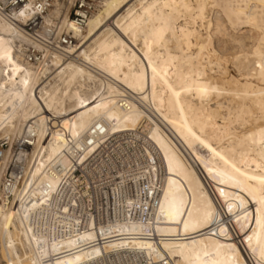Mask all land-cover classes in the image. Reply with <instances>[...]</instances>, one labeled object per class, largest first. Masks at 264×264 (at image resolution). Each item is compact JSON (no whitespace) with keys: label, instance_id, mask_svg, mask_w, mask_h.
Instances as JSON below:
<instances>
[{"label":"bare ground","instance_id":"1","mask_svg":"<svg viewBox=\"0 0 264 264\" xmlns=\"http://www.w3.org/2000/svg\"><path fill=\"white\" fill-rule=\"evenodd\" d=\"M25 1L0 0V264H264V0H103L83 29Z\"/></svg>","mask_w":264,"mask_h":264},{"label":"built area","instance_id":"2","mask_svg":"<svg viewBox=\"0 0 264 264\" xmlns=\"http://www.w3.org/2000/svg\"><path fill=\"white\" fill-rule=\"evenodd\" d=\"M25 0H12L11 4L5 10V13L10 14L16 11H19L20 8L25 6ZM35 3L38 4L40 8V0H35ZM103 0H77L75 6L71 13V21L76 25L77 28L83 29L87 26L89 19L96 14L99 9L101 8ZM31 30V29H30ZM48 36V42H46V46L52 52H58L66 55L67 59L71 58L72 56L68 55L66 49L71 48L76 44V39H74L69 34L63 33L58 36L55 33V30H50ZM39 55V52H36L35 49L31 48L28 51V56L32 55ZM32 58V57H31ZM32 62V59H30ZM21 146L18 148L20 151ZM8 149V142L7 141H0V172L3 164L4 153ZM17 162V161H16ZM21 169L14 164H11L5 171L4 174V183L6 185V191H10L12 186L15 185L17 182L19 185L21 184V178L17 180V174H21Z\"/></svg>","mask_w":264,"mask_h":264},{"label":"rangeland","instance_id":"3","mask_svg":"<svg viewBox=\"0 0 264 264\" xmlns=\"http://www.w3.org/2000/svg\"><path fill=\"white\" fill-rule=\"evenodd\" d=\"M231 71H232V73L234 74V75H236L237 76V73L235 72V70L231 67ZM4 264H6V263H4Z\"/></svg>","mask_w":264,"mask_h":264}]
</instances>
